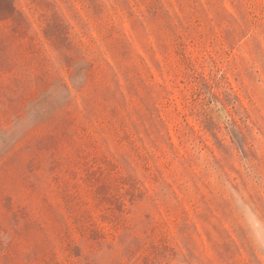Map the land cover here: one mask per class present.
<instances>
[{"label": "rangeland", "instance_id": "obj_1", "mask_svg": "<svg viewBox=\"0 0 264 264\" xmlns=\"http://www.w3.org/2000/svg\"><path fill=\"white\" fill-rule=\"evenodd\" d=\"M13 1L0 264H264V0Z\"/></svg>", "mask_w": 264, "mask_h": 264}, {"label": "trees", "instance_id": "obj_2", "mask_svg": "<svg viewBox=\"0 0 264 264\" xmlns=\"http://www.w3.org/2000/svg\"><path fill=\"white\" fill-rule=\"evenodd\" d=\"M16 11L13 0H0V20L12 17Z\"/></svg>", "mask_w": 264, "mask_h": 264}]
</instances>
